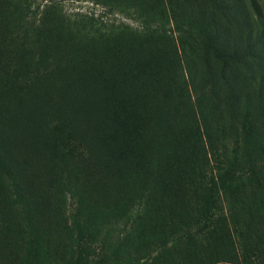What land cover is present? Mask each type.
<instances>
[{
  "label": "rangeland",
  "instance_id": "1",
  "mask_svg": "<svg viewBox=\"0 0 264 264\" xmlns=\"http://www.w3.org/2000/svg\"><path fill=\"white\" fill-rule=\"evenodd\" d=\"M30 2L0 0V264L264 256V0ZM226 149L247 172L216 229L197 201Z\"/></svg>",
  "mask_w": 264,
  "mask_h": 264
},
{
  "label": "trees",
  "instance_id": "2",
  "mask_svg": "<svg viewBox=\"0 0 264 264\" xmlns=\"http://www.w3.org/2000/svg\"><path fill=\"white\" fill-rule=\"evenodd\" d=\"M24 4L27 5L26 8H28L30 7L31 2L30 0H24ZM31 17L33 16L31 15ZM78 20H80V22L83 23V28L85 30L91 31V29H93L92 30L93 34L100 32L101 28H103L102 25L98 23L92 24L88 22L86 16L84 15L78 16ZM144 23L146 24V26L141 30V33L145 34V32L148 31V25L150 24H148L149 22L145 19H144ZM52 32H53L52 23L46 22L45 14L43 13V15H41L40 17V24L37 25V27H35L33 35L34 37L38 36L39 39L41 35L48 36ZM177 56L179 57H176L175 60L177 61L179 66H181V64H185L189 66L191 65L192 61L186 50L182 49V54L181 55L179 54ZM37 57H38L37 58L38 62H36V66L38 70V68L41 65H43L44 58H41V56L39 57L38 55ZM245 66H249V62L247 60L245 61ZM49 72H51V70H47L45 73L42 72L39 74L38 72H32L33 75L30 76L29 74H23L22 75L23 80H19V83H21L24 87H31L33 85V81H35L40 76L47 75ZM210 73L212 76H214L213 71H211ZM34 76L35 79H33ZM194 88L196 89L195 90L196 96L194 100L196 102L197 108L201 109V105L203 103V96L205 94L204 92L205 89L200 90L198 86H194ZM215 89L216 88H212L207 92H210L214 96ZM216 156L221 161L220 162L221 167L219 168H215V166L211 167L212 172L209 174L207 184H205L201 197L197 201V208H198V214L205 218V221L202 223V225L203 226L210 225L212 227V225L214 224L216 226L215 228L218 229V226L221 225L222 222L231 221V216H233L234 209L233 207L230 206L229 203H227L229 207H227V211H226L227 215L225 214V216L224 213H222V209H221L222 215L216 214L215 210H218L219 205L221 206L222 203L228 202L226 200L227 199L226 196L227 194L230 193L231 187L233 185V181L238 178L239 173L244 164L241 163V160L239 159L237 154H235L232 157L229 156L227 149L222 151V155H216ZM216 160L217 159L215 158V155L212 154V163L215 164ZM260 164L262 165V167H264V159L259 163V165ZM208 165L212 166L211 163H208ZM245 171L247 172V170ZM245 171L242 170L241 174L244 173ZM249 206L255 211L253 212L258 217H262L261 214L264 213V198L260 200L251 201ZM232 221L234 220L232 219ZM235 223L237 222L235 221ZM181 231L183 230H180V232L178 233V238L175 239L174 241H177L181 238L188 239L192 236L190 232L187 233L184 232L183 234H181ZM253 243H256V241H253ZM138 264H146V263L143 262ZM211 264H264V256L254 252L243 258H239V259L237 258L231 261L220 260Z\"/></svg>",
  "mask_w": 264,
  "mask_h": 264
}]
</instances>
